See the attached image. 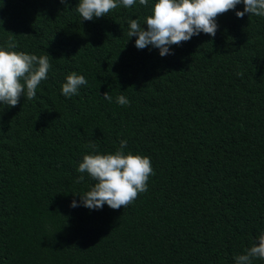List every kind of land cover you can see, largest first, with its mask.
<instances>
[{
	"label": "trees",
	"instance_id": "16d2710c",
	"mask_svg": "<svg viewBox=\"0 0 264 264\" xmlns=\"http://www.w3.org/2000/svg\"><path fill=\"white\" fill-rule=\"evenodd\" d=\"M77 3L0 0V46L12 37L52 65L35 100L0 104V264H235L264 231V17L238 18V4L214 37L162 57L127 36L149 13L138 0L91 21ZM71 72L88 83L67 98ZM121 140L150 158L148 191L118 210L71 207L94 183L83 155Z\"/></svg>",
	"mask_w": 264,
	"mask_h": 264
},
{
	"label": "clouds",
	"instance_id": "9594fccd",
	"mask_svg": "<svg viewBox=\"0 0 264 264\" xmlns=\"http://www.w3.org/2000/svg\"><path fill=\"white\" fill-rule=\"evenodd\" d=\"M67 6V0H60ZM139 5L149 8L143 21L128 19L127 36L135 37V47L144 49L152 46L159 50L160 56L173 54L171 45L179 46L200 33L214 37L217 29V17L236 9L243 3V11H235L238 18L245 13L264 17V0H138ZM137 0H78L76 12L81 20L108 16L113 10L123 6L131 8ZM0 18V24H2ZM142 25H146L142 27ZM15 41L9 37L7 46H0V104L15 107L21 97L35 100L37 89L46 80L52 65L49 55L29 54L16 51ZM240 73H237L239 75ZM83 75L71 72L61 84V94L67 98L78 95L81 86L87 85ZM104 100L112 102L109 92L102 94ZM121 106L130 105L124 95L116 97ZM96 149L97 145H90ZM127 141L121 140L114 152L93 151L84 154L78 163L77 171L86 173L94 183L82 194L79 203L72 200L70 206H83L90 210L102 209L106 204L113 210L126 208L141 193L148 191L149 178L154 174L149 157L125 151ZM84 179L83 175L77 182ZM74 194V195H77ZM264 260V231L254 237V242L243 254L234 258L235 264H253V259Z\"/></svg>",
	"mask_w": 264,
	"mask_h": 264
}]
</instances>
